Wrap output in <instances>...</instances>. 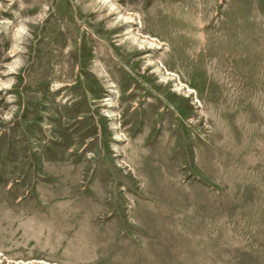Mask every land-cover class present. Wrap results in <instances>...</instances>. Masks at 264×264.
I'll use <instances>...</instances> for the list:
<instances>
[{"label":"rangeland","instance_id":"obj_1","mask_svg":"<svg viewBox=\"0 0 264 264\" xmlns=\"http://www.w3.org/2000/svg\"><path fill=\"white\" fill-rule=\"evenodd\" d=\"M0 264H264V0H0Z\"/></svg>","mask_w":264,"mask_h":264},{"label":"bare ground","instance_id":"obj_2","mask_svg":"<svg viewBox=\"0 0 264 264\" xmlns=\"http://www.w3.org/2000/svg\"><path fill=\"white\" fill-rule=\"evenodd\" d=\"M112 31H113V30H112ZM149 41H150V40H149ZM153 42H154V41H153ZM151 44H152V43H151ZM157 45H158V44H157ZM140 48H141V47H140ZM145 51H146V50H145ZM158 66H159V65H158ZM52 71H53V70H52ZM50 72H51V71H50ZM50 72H49V73H50ZM58 72H59V71H58ZM52 76H55V75L52 74ZM64 80H65V79H64Z\"/></svg>","mask_w":264,"mask_h":264}]
</instances>
